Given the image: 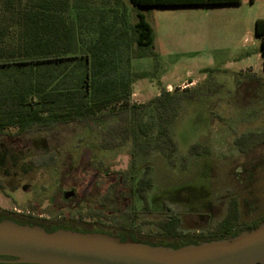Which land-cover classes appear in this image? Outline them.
Masks as SVG:
<instances>
[{
	"label": "rangeland",
	"instance_id": "374dc122",
	"mask_svg": "<svg viewBox=\"0 0 264 264\" xmlns=\"http://www.w3.org/2000/svg\"><path fill=\"white\" fill-rule=\"evenodd\" d=\"M123 1L133 22V5ZM141 11L155 30L159 67L153 58L133 60V71L156 73L136 81L145 97L138 101L147 103L167 84L174 91L195 81L190 88L198 92L196 100L183 102L173 125L178 151L172 161L159 152L133 158L130 143L101 150L99 132L75 124L42 139L1 137V212L77 220L98 209L110 188L112 199L128 205L133 176L143 175L149 166L154 212L144 218L154 220L172 210L182 216L185 232H207L235 197L243 226L264 219V145L242 153L235 143L240 136L264 131V55L255 34L256 21L264 19V0ZM145 120L154 118L149 114ZM196 143L208 153H190ZM51 155L52 165L32 161ZM152 227L146 223L143 230L150 233Z\"/></svg>",
	"mask_w": 264,
	"mask_h": 264
},
{
	"label": "trees",
	"instance_id": "16d2710c",
	"mask_svg": "<svg viewBox=\"0 0 264 264\" xmlns=\"http://www.w3.org/2000/svg\"><path fill=\"white\" fill-rule=\"evenodd\" d=\"M130 1L133 22L123 0H0V138L42 139L60 127L75 124L89 132L98 131L101 150H116L130 143L133 158L139 153L159 152L172 161L178 151L173 125L183 102L196 100L198 92L177 88L163 90L147 103L131 101L133 84L156 75L133 71V60L153 58L156 70L159 67L153 28L141 8L254 0ZM255 34L264 55V19L256 21ZM149 114L153 122L145 120ZM235 143L242 153H248L264 145V131L240 136ZM190 153L200 155L208 150L196 143ZM54 160L51 155L32 161L48 166ZM152 187L147 166L143 175L133 176V199L128 205L112 199L114 188H110L100 197L103 203L98 209L81 214L77 220L55 221L1 211L0 220L40 225L47 231L104 232L122 240L130 237L174 248L230 238L264 222L243 226L239 203L233 197L226 215L213 228L185 232L182 216L170 209L160 218H144L154 212L149 194ZM4 190L0 179V191ZM146 223L153 226L150 233L143 230Z\"/></svg>",
	"mask_w": 264,
	"mask_h": 264
},
{
	"label": "water",
	"instance_id": "95a60500",
	"mask_svg": "<svg viewBox=\"0 0 264 264\" xmlns=\"http://www.w3.org/2000/svg\"><path fill=\"white\" fill-rule=\"evenodd\" d=\"M1 256L27 264H264V222L230 238L174 248L6 218L0 220Z\"/></svg>",
	"mask_w": 264,
	"mask_h": 264
},
{
	"label": "crops",
	"instance_id": "0c3cea01",
	"mask_svg": "<svg viewBox=\"0 0 264 264\" xmlns=\"http://www.w3.org/2000/svg\"><path fill=\"white\" fill-rule=\"evenodd\" d=\"M252 3H254V1L252 2ZM251 3V4H252ZM224 5H229V4H224ZM235 5V4H234ZM207 6H217V5H207ZM147 18V17H146ZM149 22V21H148ZM150 23V22H149ZM151 25V24H150ZM152 26V25H151ZM152 28H153V26H152ZM153 33H154V45H156V38H155V30H154V28H153ZM162 79L164 78V76L162 75V77H161ZM136 82L133 84V94H132V96H131V101L132 102H136V103H138V104H142V103H144L143 101H138V99H144L145 97L143 96V94L141 93H139L137 90H136ZM196 84H195V81H189L188 83H183V84H181V85H178V88H180L181 86H183V87H186V86H188V87H194ZM162 90H168V91H172V85L171 84H167L166 86H162ZM161 93V92H160ZM160 93H157L156 95H155V97H157V96H159L160 95ZM154 97V98H155Z\"/></svg>",
	"mask_w": 264,
	"mask_h": 264
},
{
	"label": "flooded vegetation",
	"instance_id": "af4514ba",
	"mask_svg": "<svg viewBox=\"0 0 264 264\" xmlns=\"http://www.w3.org/2000/svg\"><path fill=\"white\" fill-rule=\"evenodd\" d=\"M15 261L16 258L14 257H7V256L0 257V264H27V263H17Z\"/></svg>",
	"mask_w": 264,
	"mask_h": 264
}]
</instances>
